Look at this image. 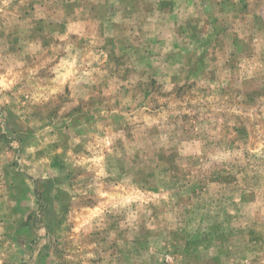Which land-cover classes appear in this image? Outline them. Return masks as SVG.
<instances>
[{
	"label": "rangeland",
	"instance_id": "374dc122",
	"mask_svg": "<svg viewBox=\"0 0 264 264\" xmlns=\"http://www.w3.org/2000/svg\"><path fill=\"white\" fill-rule=\"evenodd\" d=\"M0 264H264V0H0Z\"/></svg>",
	"mask_w": 264,
	"mask_h": 264
}]
</instances>
